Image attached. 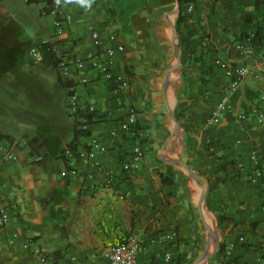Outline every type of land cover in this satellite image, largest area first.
<instances>
[{
  "label": "crops",
  "instance_id": "1",
  "mask_svg": "<svg viewBox=\"0 0 264 264\" xmlns=\"http://www.w3.org/2000/svg\"><path fill=\"white\" fill-rule=\"evenodd\" d=\"M61 1L57 9L41 3L55 24L62 19L61 34L55 27L29 52L51 44L69 64L29 53L51 73L50 88L22 89L20 101L0 93V135L10 136L0 139V207L9 215L0 222V264H110L105 249L131 235L141 241L137 264H168V252L169 264H264V123L255 117L264 98V0H191L192 11L186 0ZM0 12L14 22L8 8ZM94 31L105 46L113 34L124 45L112 68L126 86L90 65L78 69L90 54L105 57ZM218 60L249 67L233 93ZM131 112L138 134L112 135ZM95 140L106 150L80 158Z\"/></svg>",
  "mask_w": 264,
  "mask_h": 264
},
{
  "label": "built area",
  "instance_id": "2",
  "mask_svg": "<svg viewBox=\"0 0 264 264\" xmlns=\"http://www.w3.org/2000/svg\"><path fill=\"white\" fill-rule=\"evenodd\" d=\"M26 1V0H25ZM194 8L193 3L188 2V10L192 11ZM62 19H58L56 22L57 26V34H61L62 30ZM93 42L96 47L103 48L102 53L105 55L104 58H97L98 56L95 54H90L87 58L78 60L77 61V67L78 69L84 71L88 65H90L92 68H96L101 75H103L106 79H108L111 82H115L116 84H120L126 86L125 78L123 75L115 73V71L112 68L113 58L114 56L119 53L123 52L125 50V47L123 44H116V35H111L110 40L113 44L105 46L104 42L100 36V34L97 31H94L92 34ZM237 49L245 56H252L254 54V48L251 45H244L241 43L237 44ZM33 56L36 59L41 58V54L35 49L33 50ZM262 61L264 63V53L262 54ZM89 63V64H88ZM218 65L225 71L226 76L229 78L230 83L228 86L229 93H233L235 90L239 88L244 78L248 75L250 72L249 67L244 64H233L229 61H223L218 60ZM66 66V65H65ZM64 66V67H65ZM62 67V68H64ZM228 97H224L222 102L219 104L217 111L213 115V122L219 121V112L224 111L228 106ZM68 109L71 113V115H78L79 114V105L77 101V97L75 95H70L69 97V103H68ZM255 117L260 121L261 123H264V98L262 100V103L256 107L255 109ZM88 119V117H85ZM241 118L245 119V116L242 115ZM124 131L127 133H134L138 134V128H137V115L135 112H131L127 115V117L120 122L119 127L112 129L111 134L116 135L118 131ZM106 147L99 143L97 140H95L90 148V150H85L83 152H79L78 156L80 158H87L88 156L91 158H94L98 152L105 151ZM65 153L67 155L73 156L72 149L68 148ZM133 155L135 157V160H140L144 157L145 151L144 149L137 144L134 147ZM7 157L13 158L15 157L14 153L11 150H8L6 153ZM252 159L254 163L257 165L258 163V154L253 151L252 153ZM123 168L125 170L130 169L129 163H124ZM258 170V167H257ZM258 176L262 179L264 182V175L262 172L257 171ZM9 215L6 212L5 209L0 207V222L4 223L8 221ZM177 233H169L166 235L167 239H174L176 237ZM141 241L133 235L127 237L124 241L113 244L108 246L104 251V256L109 260L110 264H137V257L141 250ZM227 254L230 253V248L227 247ZM173 260V254L168 252L165 254V261L166 263H172ZM249 264H256L254 262H250Z\"/></svg>",
  "mask_w": 264,
  "mask_h": 264
},
{
  "label": "rangeland",
  "instance_id": "3",
  "mask_svg": "<svg viewBox=\"0 0 264 264\" xmlns=\"http://www.w3.org/2000/svg\"><path fill=\"white\" fill-rule=\"evenodd\" d=\"M7 8L14 14V22L10 23L0 12L2 16H0V31L3 33L1 35L2 41H0V79L2 80L0 93L7 101L9 92L14 91L17 96L19 95L20 101L22 89L25 91L35 90L36 93L50 88L47 75H51V73L42 67L45 65L44 62H41L38 66L32 65L29 53L33 55L34 49L29 52L31 48L29 43L32 44L31 41L47 39L50 38L49 35H54V28H57L55 24L56 15L52 13L51 8L43 6L41 3L28 4L24 0H0V11ZM3 23H6L4 26L8 25V30L1 28ZM35 51L41 54V58L49 54L60 69L69 64L67 60L63 59V55L60 56L56 53L51 44L42 45L41 48L35 49ZM8 75L21 78L15 81L8 78ZM24 77L25 81L22 82ZM212 227L210 230L214 232L212 239V245H214L215 237H220L215 220H213Z\"/></svg>",
  "mask_w": 264,
  "mask_h": 264
},
{
  "label": "trees",
  "instance_id": "4",
  "mask_svg": "<svg viewBox=\"0 0 264 264\" xmlns=\"http://www.w3.org/2000/svg\"><path fill=\"white\" fill-rule=\"evenodd\" d=\"M189 1H191V0H186V2H189ZM26 3H28V4L46 3L47 5L52 7L53 9H57L63 5L61 0H26ZM69 94L72 95V92H70ZM87 116L90 117V114H87ZM2 138H6V139L10 140V136H8V135L7 136L0 135V139H2ZM76 139H77V136L75 135V141H76ZM75 141H73L72 144L70 145L71 149H72L73 145L75 144ZM223 220H227V218H223Z\"/></svg>",
  "mask_w": 264,
  "mask_h": 264
},
{
  "label": "water",
  "instance_id": "5",
  "mask_svg": "<svg viewBox=\"0 0 264 264\" xmlns=\"http://www.w3.org/2000/svg\"><path fill=\"white\" fill-rule=\"evenodd\" d=\"M179 8H180V5H179ZM182 166L190 169V167L186 164H182ZM217 245H218V238L215 237V243H214L213 250L217 249Z\"/></svg>",
  "mask_w": 264,
  "mask_h": 264
},
{
  "label": "bare ground",
  "instance_id": "6",
  "mask_svg": "<svg viewBox=\"0 0 264 264\" xmlns=\"http://www.w3.org/2000/svg\"><path fill=\"white\" fill-rule=\"evenodd\" d=\"M210 229H212V228L210 227Z\"/></svg>",
  "mask_w": 264,
  "mask_h": 264
}]
</instances>
